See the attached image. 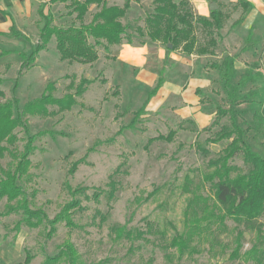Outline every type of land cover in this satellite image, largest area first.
<instances>
[{
    "label": "rangeland",
    "instance_id": "obj_1",
    "mask_svg": "<svg viewBox=\"0 0 264 264\" xmlns=\"http://www.w3.org/2000/svg\"><path fill=\"white\" fill-rule=\"evenodd\" d=\"M123 1L109 0V3L120 4ZM132 1L133 11L125 19V24L143 26L145 18L152 12V5L147 7L144 0ZM140 2L143 3L141 9ZM225 8L231 12L232 6L225 4ZM69 10L65 4L59 8L50 7L54 24L60 27L74 24ZM90 12L94 13L95 9ZM87 17L89 20L90 16ZM42 22L39 19L27 26L28 34L34 40L39 38ZM232 33L230 28L222 31L223 39L226 35L228 41L220 45V53L216 56L189 57L202 59L206 66L208 64L206 68L210 73L213 69L210 68L211 63L222 64L229 59L231 67L229 81L223 78L222 72L213 69L216 70V78L207 90L201 91L203 106L195 116L202 118L201 127L209 126L218 107L231 108L229 95H232L235 102L231 108L232 117L243 129H250L247 135L249 146L264 157V24L259 22L252 36L258 47L256 43L244 41L239 34L231 37ZM199 37L202 41L204 34L200 32ZM21 48L23 50L24 46ZM110 49V59H106L104 48L98 47L102 59L95 65L70 63L60 61L56 43L53 42L49 44L48 51L40 55L38 66L23 75L19 74L20 64L16 58H11L8 66L0 62V75L4 79L2 89L6 94L0 102L13 97L17 83L15 95L20 100V108L39 98L48 81H56L55 96L58 98L69 92L67 86L71 79L65 76H74L76 83L81 78L94 81L87 86L86 93L77 98V104L71 111L47 118L24 117L33 134L42 131L51 133L36 140L30 174L19 181L31 207L43 209L53 219L72 200L67 185L71 189L87 187L91 194L94 190L108 191L111 178L118 183L113 201L110 202L106 195L99 203L83 199L84 208L73 213L76 227L71 229L61 224L50 239L46 237V226L39 229L22 227L20 232H15L14 226L22 215L2 216L6 200L1 201L0 264H23L26 251L34 256L31 264H43L46 257L54 255L66 240L75 245L84 264L100 261H105V264H253V260L246 261L243 255L254 245L264 249V217L257 220L252 228L248 223L238 226L231 219H227L224 226L215 224L213 234L203 232L201 236H195L191 244L194 250H188L183 255L170 246L175 233L185 230L184 211L187 200L193 196L184 190L185 176L193 178L192 190H196L199 184V193L212 195L208 184L201 187L203 174L208 170V162L217 158L232 140L207 144L205 147L209 153H200L194 127L182 118L179 105L171 96L164 98L154 110L149 109L133 129L127 128L122 134H117L133 121L134 113L142 106L148 90L141 87L128 91L120 86L119 95L114 94L117 90L115 82L107 79L104 73L113 58ZM28 50L27 46L25 52L29 54ZM166 66L170 72L175 64L167 60ZM247 71L251 79L239 83ZM122 86L125 87V84ZM228 120L225 118L222 124H227ZM170 130L177 131L173 142L157 140L147 146L149 139L168 135ZM219 130L220 126H216L202 132L199 141L204 143ZM16 133L19 138L24 137L21 128ZM23 145L24 142L20 141L16 147L22 151ZM10 161V157L0 160L2 168L7 169ZM77 162L81 163L70 176L69 171ZM232 164L241 172L248 171L242 154ZM156 187L160 188L158 194L139 206L136 197L144 201ZM124 226L143 231L144 238L133 243L115 240L112 228ZM259 228L262 234H259ZM238 231L244 232L240 251L242 257L234 259L231 255Z\"/></svg>",
    "mask_w": 264,
    "mask_h": 264
},
{
    "label": "trees",
    "instance_id": "obj_2",
    "mask_svg": "<svg viewBox=\"0 0 264 264\" xmlns=\"http://www.w3.org/2000/svg\"><path fill=\"white\" fill-rule=\"evenodd\" d=\"M61 3L69 8L68 14L74 18V24L68 27H60L54 24V16L48 9L49 4ZM132 0H124L122 6L109 5L107 0H48L45 4L40 5L38 9L39 16L43 20V26L39 32V41L29 54L21 53L22 60L20 66V75L26 70L31 69L36 63L40 53L47 49L53 38L56 40V49L60 56V61L70 63L77 62L80 64L93 65L100 58L98 47H103L106 52L114 45H120L123 41L133 42V36L138 43L148 37L150 42L158 43L167 51H177L185 56H216L220 53L219 47L223 41L222 31L225 28L229 18L221 11L215 10L210 12L209 17L198 15L190 0H153L152 12L145 18V25L137 26L125 24L122 20L126 17L128 10L131 8ZM244 12L240 19L235 22L234 26L239 25L246 17L245 12L252 8V5L240 1L238 3ZM95 6V12L91 13V8ZM90 16L88 20L87 16ZM13 36H21L13 30ZM204 34L201 41L199 33ZM251 33L249 35L250 39ZM249 41V40H248ZM171 46V47H169ZM9 53L3 52L1 56ZM105 58L110 59L109 55ZM113 59V58H111ZM206 67H209L208 64ZM210 68L220 69L223 78L229 81L230 63L225 59L222 64L211 63ZM165 72H162L156 86L149 92L148 97L141 109L134 113V119L117 134H122L125 129H133L144 115L147 114L145 108L151 98L165 82ZM71 79L67 86L68 93L58 98L55 96L57 90L56 81H50L45 85L41 96L35 100L29 101L20 108V100L15 95L17 83L13 89V97L5 102H0V160L10 157L11 161L7 169L2 168L0 171V202L6 200L4 217L11 215H22L15 226V232H20L22 227L28 229H39L42 226L47 227L46 237L52 238L57 232V227L61 224L75 228L73 213L82 210L83 199L86 201L100 202L102 196L106 195L111 202L115 199L118 191V183L111 178L108 183V191H97L89 193V188L78 187L71 189L67 185L72 195V200L65 204L60 212L53 218L43 209L32 208L28 196L19 181L29 176L32 167L31 156L36 151L35 142L39 137L45 134H51L42 131L33 134L25 120V116L54 117L58 113L69 112L77 104V98H81L87 91V86L94 81L88 78H81L78 83L74 76H65ZM249 80V74L246 73L239 83ZM4 79L0 75V100L5 99L6 94L2 89ZM114 94L119 95V88ZM231 108L235 102L232 95H229ZM56 108L57 110H55ZM231 108L225 109L218 107L213 123L200 130L194 121H188L194 127L193 131L197 133L196 146L200 153L207 155L209 152L205 145L217 144L223 141L231 143L222 150L219 156L208 162L207 171L203 174L202 185L208 184L212 195L199 193V184L196 190H192L194 185L193 178L190 175L185 176L184 190L192 193L193 196L187 200L185 214V230L176 232L170 246L176 248L180 255L185 254L188 250L193 251L191 247L195 236H201L203 232L213 234V226L219 224L224 226L227 219L233 220L238 226L248 223L252 225L264 217V157L251 149L247 142L249 128L243 129L238 125L231 115ZM53 109V110H51ZM228 118L227 124L222 121ZM220 126V130L214 134L213 138H208L204 143L199 141L202 132L210 131L213 127ZM21 128L24 137L19 138L16 130ZM177 136L176 130H170L168 135H159L156 138L149 139L147 146L157 140L173 142ZM24 142L23 150L19 151L16 147L18 142ZM242 154L243 161L248 168L247 172H241L240 169L233 165L234 159ZM81 162L74 163L69 171L73 175ZM159 187L148 194L144 201L136 197L139 206L143 202H148L152 197L158 194ZM82 197V198H81ZM112 233L115 240H127L131 243L143 239L145 233L138 229H128L124 227H113ZM262 234V229H258ZM244 232L238 231L234 243L236 244L232 253V258L239 259L243 247L242 240ZM213 245L210 247L212 248ZM246 261L253 260V264H264V249L254 245L252 249L244 253ZM34 256L26 251L23 264H31ZM43 264H84L81 255L71 240H66L58 247V251L51 256H47ZM96 264H105L100 261Z\"/></svg>",
    "mask_w": 264,
    "mask_h": 264
},
{
    "label": "crops",
    "instance_id": "obj_3",
    "mask_svg": "<svg viewBox=\"0 0 264 264\" xmlns=\"http://www.w3.org/2000/svg\"><path fill=\"white\" fill-rule=\"evenodd\" d=\"M47 1L48 0H0V62L8 66V64H10L9 60L11 58H16L21 66L22 60L20 54L26 53L27 46L29 48L28 51H30V53L32 52L33 48L37 45L39 38L38 40L31 38L28 34L29 29L27 26L30 25L32 21H38L41 19L38 9L40 5L45 4ZM107 1L109 2V0ZM208 1L209 0H202V2L207 5L202 11L197 7L200 0H190L194 5L196 13L204 17L210 16V6L212 3H216L218 6L217 10L221 11L224 15H228L229 18L232 19V21L230 19L229 22H226L224 30L230 28L233 31L231 37L239 34L243 37L244 41L248 43L253 42L252 44L254 45L256 43V46L258 45L257 41H252V36L255 29H257L258 23L263 22L264 24V0H212L210 3ZM240 1L251 4L252 8H249L245 12V19L239 25L234 26L235 22L240 19L244 12L243 8L238 5ZM152 2L153 0H144L147 7H149L150 4L152 5ZM123 4L124 1L120 4L109 3V5L118 6H122ZM142 4V2L138 3V5H140L139 9H141ZM225 4L232 6L231 12L226 10ZM62 5L64 4H49L48 9H50V7H52V9L55 7L59 8V6ZM133 6L134 3L132 1L131 8L128 10L126 17L122 20L123 23H125V19L133 11ZM91 9H95V6ZM71 18H73V16ZM13 30L18 32L21 36L14 37ZM250 33L251 37L248 39ZM224 36L222 43L227 44L228 39L226 35ZM53 42L56 43L55 38H53L49 44L51 45ZM22 46H24L23 50L21 48ZM110 50L113 59L109 61L111 62L110 65L104 70L106 78L109 80L112 79V82H115L114 84L116 87L120 88L121 86L122 90H138L141 89V87L148 90L146 98L144 99V102L141 103L142 106L139 109L143 107L149 92L156 86L161 73L165 72V82L156 95L151 98L146 105V112L148 113L149 109L151 111L154 110L160 105V103L162 104L164 98L171 96L172 100L175 101V104L179 105V109L181 110L180 115L183 119L194 121L197 127L201 130L209 127L213 123L215 118L210 119V121L212 120V123H209V126L201 127L200 122L202 121V118L200 119L195 115L203 106L201 91L207 90L212 85V80L216 78L214 75L215 71L219 70L221 73L222 71L220 69L213 70V68L210 73L202 59L182 56L177 51L169 52L160 44L150 42L148 37L143 38L142 42L138 43L136 37L133 36V42L129 43L123 41L120 45L111 46ZM45 51H48V47L46 50L42 51L40 55L45 54ZM3 52L9 54L1 56V53ZM246 52H248V50H246ZM105 53L108 55L109 52L105 51ZM39 57L31 69L38 66ZM101 59L100 54L99 60L94 63V65ZM167 60L172 64H175L173 70H170V72L166 66ZM31 69L26 70L24 73L29 72ZM157 72H159V74H157ZM246 73L249 74V79H251L250 73L248 71ZM123 84H125V87L122 86ZM159 98L162 99V101H159ZM137 111H135V113ZM191 118H195V120Z\"/></svg>",
    "mask_w": 264,
    "mask_h": 264
},
{
    "label": "clouds",
    "instance_id": "obj_4",
    "mask_svg": "<svg viewBox=\"0 0 264 264\" xmlns=\"http://www.w3.org/2000/svg\"><path fill=\"white\" fill-rule=\"evenodd\" d=\"M197 7H198V9H200V10L203 11V10L207 7V5L204 4V3L202 2V0H200V2L197 4Z\"/></svg>",
    "mask_w": 264,
    "mask_h": 264
},
{
    "label": "water",
    "instance_id": "obj_5",
    "mask_svg": "<svg viewBox=\"0 0 264 264\" xmlns=\"http://www.w3.org/2000/svg\"><path fill=\"white\" fill-rule=\"evenodd\" d=\"M217 8H218V6H217L216 3H212L211 6H210V10L211 11H215V10H217ZM169 47H171V46H169Z\"/></svg>",
    "mask_w": 264,
    "mask_h": 264
}]
</instances>
